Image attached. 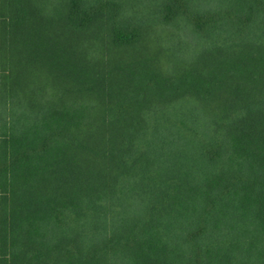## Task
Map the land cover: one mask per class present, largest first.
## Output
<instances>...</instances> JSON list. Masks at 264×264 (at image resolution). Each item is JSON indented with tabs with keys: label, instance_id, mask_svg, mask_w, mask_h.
I'll use <instances>...</instances> for the list:
<instances>
[{
	"label": "trees",
	"instance_id": "obj_1",
	"mask_svg": "<svg viewBox=\"0 0 264 264\" xmlns=\"http://www.w3.org/2000/svg\"><path fill=\"white\" fill-rule=\"evenodd\" d=\"M0 264H264V0H0Z\"/></svg>",
	"mask_w": 264,
	"mask_h": 264
}]
</instances>
